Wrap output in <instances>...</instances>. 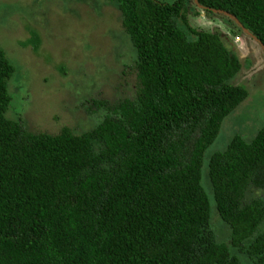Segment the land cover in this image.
<instances>
[{"label": "trees", "instance_id": "obj_1", "mask_svg": "<svg viewBox=\"0 0 264 264\" xmlns=\"http://www.w3.org/2000/svg\"><path fill=\"white\" fill-rule=\"evenodd\" d=\"M110 1L135 50V95L92 101L89 115L106 113L89 130L11 119L14 67L0 49V264H242L231 248L264 264V127L210 155L211 218L203 154L247 91L230 83L238 57L188 18L202 10L244 34L212 9L225 11L264 47V0Z\"/></svg>", "mask_w": 264, "mask_h": 264}, {"label": "rangeland", "instance_id": "obj_2", "mask_svg": "<svg viewBox=\"0 0 264 264\" xmlns=\"http://www.w3.org/2000/svg\"><path fill=\"white\" fill-rule=\"evenodd\" d=\"M112 3L0 0V49L14 67L9 81L11 119H21L34 133L56 134L64 126L81 133L93 128L106 113L100 109L89 115L86 110L94 109L92 101L114 103L134 97L136 54L121 27L120 11ZM188 18L192 27L218 33L238 57L241 69L230 83L247 91L203 154L201 185L209 198L212 218L215 209L207 175L210 155L224 150L236 135L250 142L264 127V52L249 36L234 35L218 16L190 9ZM32 37L38 40L37 45L30 41ZM214 222L217 241L230 245V228L216 216ZM231 251L242 264H255L235 249Z\"/></svg>", "mask_w": 264, "mask_h": 264}, {"label": "water", "instance_id": "obj_3", "mask_svg": "<svg viewBox=\"0 0 264 264\" xmlns=\"http://www.w3.org/2000/svg\"><path fill=\"white\" fill-rule=\"evenodd\" d=\"M194 2L197 4V7L203 9V7L200 6L196 0H194ZM212 11L215 12V13L218 12V13L224 14V15L228 16L229 18H231L236 23V25L241 29V31L244 34H246L247 36L251 37L254 41H256L259 44V46L261 47V49L264 52V47H263L262 43L260 41H258L257 38L250 31H248L246 28H244L241 25V23L234 16H232L231 14H229V13H227L225 11H219V10H214V9H212Z\"/></svg>", "mask_w": 264, "mask_h": 264}]
</instances>
